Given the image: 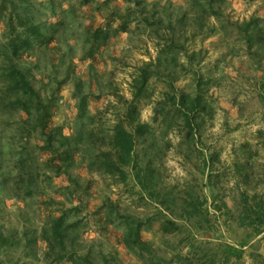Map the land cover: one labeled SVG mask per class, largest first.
<instances>
[{
	"label": "trees",
	"instance_id": "obj_1",
	"mask_svg": "<svg viewBox=\"0 0 264 264\" xmlns=\"http://www.w3.org/2000/svg\"><path fill=\"white\" fill-rule=\"evenodd\" d=\"M89 1L84 0L85 3ZM97 1V10L101 11L102 7H108L116 0ZM127 1L135 2L144 10V0ZM214 1L193 0V3L201 16L218 17L221 12L213 7ZM43 8L50 11L46 19L41 18V10L30 0H0V219L8 199L27 201L26 205L31 201L45 212L41 230L25 224L21 238L17 237L18 232H6L0 226V264H14L10 254L22 245L28 249L25 257H37L39 242L44 244L43 258L48 264H115V258L95 245L81 242L86 226L82 220L71 218L72 215L78 216L83 209L84 198L77 197L80 189L89 195L91 189V180L85 179L83 184L80 174L73 170L78 155L81 162L88 160L89 173L110 176L122 185L132 180L140 189V199L145 204L155 205V213L144 218L122 213L117 202L110 198H105L103 205L96 210L105 227L121 230L120 242L143 264H244L246 248L254 238L261 235L264 238V200L254 196L251 202L246 193L240 195L245 209L238 223L249 231L248 235L234 245L210 243L199 238L212 232L216 225L211 220L209 208L205 207L207 200H200L199 195L188 191H185L186 197H181L177 186H168L162 191L159 173L155 169L160 151L158 129L168 136L176 125L181 126L190 147H198L204 156L205 144L200 131L206 123L205 114L210 106L200 83L194 95L187 94L176 90L171 73L160 70L162 57L179 66L178 57L183 54L186 64H181L180 68L184 71L204 60L201 50H186L188 38L182 30L186 15H177L176 27L173 21L156 17V12L151 16L152 21L148 16L144 17L150 25L157 27L156 32L159 29L166 31L161 37H166L167 43L158 52L156 61L145 64L133 76L132 98L121 102L124 110L119 114L120 120L108 131L81 130L68 135L63 125L54 124V117L60 107L62 89L75 68L72 64L73 48L67 44L72 36L63 33L65 24L57 18L54 4L43 5ZM115 13L116 18L123 19L115 30L111 23L108 30L101 22L88 28L85 44L90 46L84 47L83 58L91 59V69L95 67L101 49L117 36V32H127L131 15ZM234 26L244 41L249 58L262 72L258 99L264 103V22L251 17L241 23L235 22ZM199 27L203 28L204 24ZM221 30L226 34L224 25ZM152 79L161 83L163 88L151 124L140 119L137 105L141 101H151ZM82 82L75 79L74 107L80 121L85 118L92 94H83ZM32 139L36 140L34 146ZM214 159L215 155L211 154L205 157L208 170ZM62 177L67 185L55 187V179ZM207 177L206 185L214 186L212 173L209 172ZM50 190L62 194L71 204L77 200L79 203L66 207V203L56 200ZM215 208L221 212L224 205ZM155 224L159 225L163 235L184 234L181 240L184 245L165 240L166 250L164 254H158L160 248L145 235L154 229ZM183 248L187 249L186 254H183Z\"/></svg>",
	"mask_w": 264,
	"mask_h": 264
},
{
	"label": "rangeland",
	"instance_id": "obj_2",
	"mask_svg": "<svg viewBox=\"0 0 264 264\" xmlns=\"http://www.w3.org/2000/svg\"><path fill=\"white\" fill-rule=\"evenodd\" d=\"M30 1L41 10L42 19L50 16V11L41 9L42 6L54 4L57 18L62 19L65 24L63 33L72 36L67 44L73 48L72 64L75 68L62 89L60 107L56 109L54 117V124L63 125L64 132L68 135H75L81 130L95 133L108 131L120 120L119 114L122 109L124 110L122 105L124 99L132 98L133 76L145 64L156 61L159 57L158 52L163 48L164 43H167L166 37H161L166 31L159 29L156 32L157 27L150 25L144 17L148 16L152 21L151 16L156 12V17L173 21V26L176 27L177 15H186V23L182 28L183 34L188 38L186 50L189 52L201 50L204 60L201 64L195 63L194 67H186L184 71L180 68L181 64H186L183 54L178 57L179 66L175 62H167L165 57H162L163 64L160 70L162 73H171L176 90L187 94L194 95L196 86L200 83L201 91L204 92L210 106L205 114L206 123L200 131L205 144L204 156L201 155L198 147H190L189 139L181 126L176 125L175 130L168 136L158 129L157 144L160 146V151L157 154L155 169L159 173L162 191L165 187L177 186V193L181 197H186L185 191H188L190 194L199 195L200 200H207L205 207L209 208L212 214L211 220L216 222V225L212 232L199 238H204L210 243L222 242L233 245L242 241L249 231L238 223V218L245 209L240 195L246 193L251 202L254 196L264 200V118L261 117L264 111L263 114L255 116L260 112L259 109L264 108V104L262 106L259 102L257 106L253 103L252 106L243 108L247 118L240 122L238 118L230 115L228 109V94L232 96L237 94L236 89H233V92H227L220 88L216 93L214 87L215 78L220 79L219 76L225 75V69L222 67L232 66L227 54L241 51L245 46L244 41L237 35L235 22L241 23L251 17L260 18L264 22V0H215L213 7L221 12L218 17L201 16L193 0H144V10L137 7L135 2L116 0L108 7H102L101 11L97 10L99 6L97 0L87 3L84 0ZM116 11L124 16L131 15L127 32H117V36L101 49L96 65L91 69V59L83 58L84 47L90 46L85 44L88 28L101 22L104 27L111 23L112 29L115 30L123 20L114 16L117 14ZM202 23L204 27L200 28L199 25ZM221 25L225 26L226 34L221 30ZM107 29L110 30L108 27ZM168 36H170L169 31ZM225 55H227L226 58ZM209 64H214L212 66L214 68H221L214 74L216 77L207 71ZM77 78L83 81V94L92 93L82 121L76 118L77 110L74 107L75 79ZM225 83H227L226 79L223 85ZM162 88L161 83L152 79L151 101L138 103L140 119L143 122L153 123L154 107L162 98ZM168 92L173 93L171 89H168ZM118 96L123 98L119 99ZM35 142L36 140L32 139L33 146ZM210 154L215 155V159L210 166L211 169L208 170L207 165L205 166V157ZM76 160L78 161L73 170L80 174L82 178L80 182L85 184V179L91 180L90 195L81 189L77 195L79 198H84L81 213L71 217L82 220L86 226L81 242L95 245L98 250L115 258V264H143L120 242L121 230L113 226L105 227V224L100 221V213L96 214V210L103 205L105 198H110L117 202L122 213L144 218L155 213V205L145 204L140 199V189L134 186L132 180H129L127 185H122L110 176L89 173L87 159L81 162L78 155ZM81 165H83L82 168H80ZM209 172L212 173L214 186L206 185ZM54 185L64 187L67 182L64 177L56 178ZM50 192L56 200L64 201L66 207L79 203L77 200L71 204L62 194L55 193L53 190ZM26 203L27 201L23 202L20 199H8L1 213L0 226H3L6 232H18L19 238L25 224L40 231L45 219L44 210L31 201L28 205ZM218 205H224L221 212L215 208ZM179 223L184 224L180 221ZM145 235L154 246L160 248L158 254H164L165 240H171L178 246L184 245L181 242L184 234L163 235L159 231L158 224H155L152 231L145 232ZM36 250L37 257H25L24 253L28 249L22 245L15 250V253H11L9 258L14 260V264H48L43 258L44 244L42 242L38 243ZM182 252L186 254L187 249L183 248ZM246 252L244 264H263V236L254 238L251 245L246 248Z\"/></svg>",
	"mask_w": 264,
	"mask_h": 264
},
{
	"label": "crops",
	"instance_id": "obj_3",
	"mask_svg": "<svg viewBox=\"0 0 264 264\" xmlns=\"http://www.w3.org/2000/svg\"><path fill=\"white\" fill-rule=\"evenodd\" d=\"M243 49L233 54H227L229 56L225 55V58L226 56L229 57V61L232 63V66L227 67L226 65L222 67V69H225L226 76H219L222 81L215 78L216 85L214 87L216 93L220 90V88L226 90L227 92H233V89H236L235 92L237 94H234L233 96L228 94V109L230 111V115L234 118H238L240 122H243L244 118H247L243 108L250 105L252 106L253 103H256L258 106V103L260 102L258 97L259 85L262 77V72L257 68L254 61L249 58L245 46ZM205 61H207V59ZM212 66H214V64H209L207 71H210L213 75L217 71L221 70V68L217 69V67L214 68ZM224 79L227 80V83L223 85ZM214 90L212 89V92ZM263 104L264 103H261L262 106ZM251 110L253 109L251 108ZM259 111L260 112L255 116L260 115V113L263 114L264 108L259 109ZM261 117L264 118V114Z\"/></svg>",
	"mask_w": 264,
	"mask_h": 264
}]
</instances>
